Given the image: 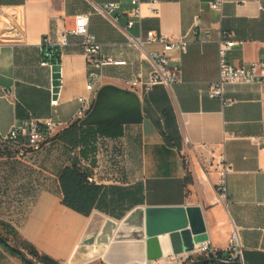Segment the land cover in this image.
<instances>
[{
  "label": "crops",
  "instance_id": "crops-1",
  "mask_svg": "<svg viewBox=\"0 0 264 264\" xmlns=\"http://www.w3.org/2000/svg\"><path fill=\"white\" fill-rule=\"evenodd\" d=\"M212 2L159 0L157 14L143 5L142 20L128 28L131 0H0V141L31 119L67 124L37 154L20 159L12 147L13 156L0 150V219L39 252L83 264L108 218L121 222L139 207L200 206L216 247L227 246L236 226L246 262L264 264V87L229 84L222 98L209 95L220 76L223 33L236 43L228 52L234 66L264 60V0H227L217 10ZM108 3L118 8L95 10ZM79 15L89 16L106 55L126 61L106 67L91 94L81 37L52 49L60 60L51 67L42 64L44 40L56 41ZM148 31L185 37L189 45L171 53L180 82L145 92L125 81H146L148 52L162 50L129 45V36ZM83 96H91L92 107L76 119ZM222 157L226 200L217 191ZM73 166L90 188L74 193L71 207L63 174ZM0 264L26 263L0 242Z\"/></svg>",
  "mask_w": 264,
  "mask_h": 264
},
{
  "label": "built area",
  "instance_id": "built-area-1",
  "mask_svg": "<svg viewBox=\"0 0 264 264\" xmlns=\"http://www.w3.org/2000/svg\"><path fill=\"white\" fill-rule=\"evenodd\" d=\"M227 0H214L211 3L212 9H221ZM132 9L130 11V19L128 20V28L134 27L137 22L142 20V6L147 5L153 14H157V6L159 0H131ZM118 8L115 3L103 5H95V10L100 14L114 12ZM70 36H79L82 38V46L88 64V79L86 90L89 94L93 93L103 82L105 77V68L109 66H123L126 61L116 60L112 56L106 55L103 51L102 44L97 37L91 33L89 29V16L79 15L76 17L73 26L70 29L63 30L56 41L46 38L42 45L45 51L46 60L43 66L51 67L53 65L51 49L57 47H65L69 44ZM231 36L223 33L219 40L220 43V76L216 82L209 85V95L212 98H222L225 87L229 84H260L264 87V60L252 63L248 66L237 67L228 60V52L236 45ZM210 36L206 35V40ZM159 44L161 51L148 52V56L152 61L153 69L149 73L148 79L142 81L141 77L132 78L125 81V85L130 88L142 87L145 92H149L156 85H166L171 87L180 82L179 74L170 69L171 53L174 51L186 53L188 51V40L183 38H172L155 31H148L146 37L136 38L129 36V45L134 46L142 51L147 52L146 46ZM80 107L76 113V119L83 118L91 109V96H83L79 99ZM58 101H53V105H57ZM67 127L62 121L48 119L39 121L31 119L22 125H15L4 141L14 148L17 158L23 159L31 154L39 153L44 145L51 140L56 133ZM202 148H209L207 145ZM223 169L221 178L217 184V191L220 200H226L228 196V188L226 184V174L228 172L225 159L221 158ZM214 260L216 262L207 264H248L245 259L244 245L241 241L239 229H235L224 248L216 247L209 238L206 241L194 244L191 251H184L173 255V258L165 259V264H191L197 261ZM223 263H219V262Z\"/></svg>",
  "mask_w": 264,
  "mask_h": 264
},
{
  "label": "water",
  "instance_id": "water-1",
  "mask_svg": "<svg viewBox=\"0 0 264 264\" xmlns=\"http://www.w3.org/2000/svg\"><path fill=\"white\" fill-rule=\"evenodd\" d=\"M95 220L90 229L95 226ZM162 235L169 236L174 254L191 251L194 244L209 239L203 209L200 206L139 207L121 222L104 220L92 243L98 247L106 246L103 259L109 264H130L161 259L163 252L159 237ZM0 241L18 251L26 264H36L2 236ZM213 262L216 261L191 264Z\"/></svg>",
  "mask_w": 264,
  "mask_h": 264
},
{
  "label": "trees",
  "instance_id": "trees-1",
  "mask_svg": "<svg viewBox=\"0 0 264 264\" xmlns=\"http://www.w3.org/2000/svg\"><path fill=\"white\" fill-rule=\"evenodd\" d=\"M52 62L60 60L59 52L52 51ZM65 179V201L71 207H74L72 203L74 199V193L82 192L84 195L90 188L89 182L87 181V177L84 172L81 171L78 167L73 166L72 168H67L63 174ZM86 188V189H85ZM80 196V195H79ZM80 209V208H79ZM0 236H2L7 242H9L15 248L21 250L24 254L30 255L36 264H60L50 256L43 254L37 250V248L29 243L26 240H23L15 228L0 219ZM1 242V241H0ZM8 251H10L13 255L17 256L18 258L22 259L20 253L16 250L11 249L3 242H1ZM23 260V259H22Z\"/></svg>",
  "mask_w": 264,
  "mask_h": 264
},
{
  "label": "rangeland",
  "instance_id": "rangeland-1",
  "mask_svg": "<svg viewBox=\"0 0 264 264\" xmlns=\"http://www.w3.org/2000/svg\"><path fill=\"white\" fill-rule=\"evenodd\" d=\"M59 134V133H58ZM56 136V135H55ZM52 140V139H51ZM51 140H49L43 147V149L45 148V146L47 144H49L51 142ZM42 149V150H43ZM0 150L2 152H4L3 154H8L10 156H13V151L11 149V146L9 144H6V143H3L0 141ZM95 246V245H94ZM93 246V247H94ZM93 247H91L90 249V252H89V256L86 260H84L83 264H109L108 262H106L104 259H103V256H104V252L106 250V246L105 247H98V250L96 253H92V249ZM27 256V258H29L30 260H33V258L28 255V254H25ZM173 255H175L174 253L170 256H168L166 259H169V258H173ZM165 258V257H164ZM163 258L159 259V260H155V261H151V262H133V263H130V264H165L166 261L162 260ZM34 261V260H33Z\"/></svg>",
  "mask_w": 264,
  "mask_h": 264
},
{
  "label": "bare ground",
  "instance_id": "bare-ground-1",
  "mask_svg": "<svg viewBox=\"0 0 264 264\" xmlns=\"http://www.w3.org/2000/svg\"><path fill=\"white\" fill-rule=\"evenodd\" d=\"M160 240V244H161V248H162V252H163V256H162V260H165L168 256L172 255L173 252V248L169 239L168 235H162L159 237ZM98 250V246H94L92 249V253H96ZM165 257V258H164ZM146 262H151V261H146Z\"/></svg>",
  "mask_w": 264,
  "mask_h": 264
}]
</instances>
